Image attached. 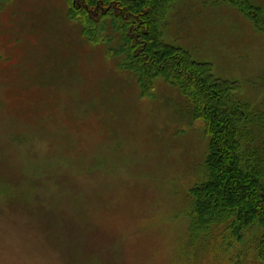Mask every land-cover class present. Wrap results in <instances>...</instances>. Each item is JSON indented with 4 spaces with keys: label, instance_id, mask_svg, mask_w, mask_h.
I'll use <instances>...</instances> for the list:
<instances>
[{
    "label": "rangeland",
    "instance_id": "rangeland-1",
    "mask_svg": "<svg viewBox=\"0 0 264 264\" xmlns=\"http://www.w3.org/2000/svg\"><path fill=\"white\" fill-rule=\"evenodd\" d=\"M70 4L0 0V264H264L258 224L190 229L203 121L164 78L142 96L110 18L94 44ZM160 29L242 85L264 166V35L224 0H178Z\"/></svg>",
    "mask_w": 264,
    "mask_h": 264
},
{
    "label": "trees",
    "instance_id": "trees-1",
    "mask_svg": "<svg viewBox=\"0 0 264 264\" xmlns=\"http://www.w3.org/2000/svg\"><path fill=\"white\" fill-rule=\"evenodd\" d=\"M177 1L78 0V6L70 4L69 17L80 20L82 35L94 44L106 42L102 34L107 31L106 18H110V28L120 34L126 53L124 64L137 76L142 96H152L153 82L161 77L189 100L192 119L203 121L210 138L208 176L191 191L195 203L190 229L231 219L234 232L240 236L253 225L264 228V166L245 149L253 136L251 125L256 115L250 116L247 104L231 100L242 92L239 82L217 77L212 64L198 62L189 51L162 40L160 25ZM224 1L264 35L261 7L251 0ZM261 251L264 259V242Z\"/></svg>",
    "mask_w": 264,
    "mask_h": 264
}]
</instances>
